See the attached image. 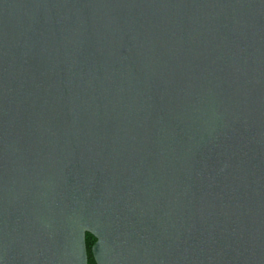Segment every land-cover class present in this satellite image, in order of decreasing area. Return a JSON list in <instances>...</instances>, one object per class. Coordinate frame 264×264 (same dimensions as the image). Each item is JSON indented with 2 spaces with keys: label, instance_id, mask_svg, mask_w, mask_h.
<instances>
[{
  "label": "water",
  "instance_id": "1",
  "mask_svg": "<svg viewBox=\"0 0 264 264\" xmlns=\"http://www.w3.org/2000/svg\"><path fill=\"white\" fill-rule=\"evenodd\" d=\"M264 264V0H0V264Z\"/></svg>",
  "mask_w": 264,
  "mask_h": 264
},
{
  "label": "trees",
  "instance_id": "2",
  "mask_svg": "<svg viewBox=\"0 0 264 264\" xmlns=\"http://www.w3.org/2000/svg\"><path fill=\"white\" fill-rule=\"evenodd\" d=\"M94 241H95V238L91 234L86 233L85 243H86V250H87V256H88V264H95V261L91 254V246Z\"/></svg>",
  "mask_w": 264,
  "mask_h": 264
}]
</instances>
